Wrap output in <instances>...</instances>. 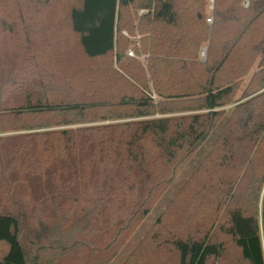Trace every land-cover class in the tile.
<instances>
[{"label": "trees", "instance_id": "16d2710c", "mask_svg": "<svg viewBox=\"0 0 264 264\" xmlns=\"http://www.w3.org/2000/svg\"><path fill=\"white\" fill-rule=\"evenodd\" d=\"M31 1L57 34L25 23L31 35L0 37V264L113 254L220 121L179 190L190 231L159 224L147 253L139 245L124 264H216L226 247L214 229L239 264H264V0H214L210 24L207 0H0V10ZM209 195L220 222L203 218ZM165 247L170 256H152Z\"/></svg>", "mask_w": 264, "mask_h": 264}, {"label": "rangeland", "instance_id": "374dc122", "mask_svg": "<svg viewBox=\"0 0 264 264\" xmlns=\"http://www.w3.org/2000/svg\"><path fill=\"white\" fill-rule=\"evenodd\" d=\"M29 7H19L18 10L16 7L7 8L6 12H2L0 10V25L2 21H5L6 25L11 28L10 32H2L0 31V37H6L9 41H19L22 39L24 35H31L26 31L25 23H31L35 32L33 35H43V34H57L52 28H44L41 26V21L44 16V9L41 4H36L31 1L27 4ZM62 4H58V7H62ZM246 7V6H245ZM212 23V22H211ZM210 24V23H208ZM5 27V29L7 28ZM38 27V28H37ZM32 28V29H33ZM58 30V29H57ZM63 31V29H62ZM62 31H59L62 33ZM1 37V38H2ZM1 41V40H0ZM10 55L5 56V58L9 59ZM206 56V47L204 56H201L199 50V59L205 60ZM255 67L251 69L253 71ZM248 79V76L243 78V85L245 81ZM242 87L240 90H242ZM238 98V97H237ZM233 105H226L224 108L228 109ZM222 121H220L216 127L211 131L208 137L202 142L197 151L191 155L189 159L182 165V167L176 172L172 181L168 184L165 191L161 194V196L152 202L150 206V210L146 216H144L138 224L133 228L130 234L125 238L121 246L113 253H106L105 251L95 250L94 252H86L84 250L78 251L75 250V256H73L74 262L73 264H124L125 261L132 254L133 250L140 245V250L147 253V249L141 247L142 241L153 231L155 228L159 227V224L164 226L165 229L169 231L178 232V234H185L190 231L191 227L188 224L189 220L187 219L189 215L190 204H189V193L183 191H179L181 186L189 180L192 176V173L198 168V165L201 163L204 156L209 151L212 142L219 130V126ZM202 175H200L201 177ZM180 193H179V192ZM208 203L204 204L202 207V215L203 218L208 221L212 219L216 214H214L213 205L215 204L213 196L209 195ZM222 213L219 212L215 218L216 222L221 221ZM159 221H162L161 223ZM215 238L218 240H222L225 243L226 251L222 260L218 261L216 264H239V255L238 251L233 247L232 242L228 236L224 233L217 231L214 229ZM141 243V244H140ZM0 251H3V246L0 244ZM159 254L152 255L153 257H158L163 253L164 256H170L167 248H163L158 252ZM148 259V258H147ZM108 261L107 263H103L104 261ZM147 260H142L141 262H137L138 264H148ZM211 264H214L213 262Z\"/></svg>", "mask_w": 264, "mask_h": 264}, {"label": "built area", "instance_id": "2783aa9c", "mask_svg": "<svg viewBox=\"0 0 264 264\" xmlns=\"http://www.w3.org/2000/svg\"><path fill=\"white\" fill-rule=\"evenodd\" d=\"M213 3H214V0H207V10L210 13L213 10ZM243 5L244 6H247L248 5V1L247 0H243ZM206 21H207V23H211L212 22V16L211 15L207 16ZM127 53L129 55H133V52L131 50H128ZM204 53H205V47H203V48L200 49L201 56H204Z\"/></svg>", "mask_w": 264, "mask_h": 264}, {"label": "crops", "instance_id": "0c3cea01", "mask_svg": "<svg viewBox=\"0 0 264 264\" xmlns=\"http://www.w3.org/2000/svg\"><path fill=\"white\" fill-rule=\"evenodd\" d=\"M143 11V9H141V10H139V14L141 13ZM207 12H208V16L209 15H211L212 16V12L210 13L208 10H207ZM122 33L124 34V35H126V36H128L129 37V35L127 34V32L126 31H122ZM134 40L135 39H138V35H135L134 37ZM136 44H138V42H136ZM203 47H206V44H204L201 48H203ZM128 50H131V48H129ZM132 51V50H131ZM137 58H139V59H141L142 61H143V55H140V56H136ZM144 62V61H143ZM155 97V96H154Z\"/></svg>", "mask_w": 264, "mask_h": 264}]
</instances>
